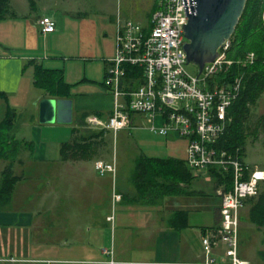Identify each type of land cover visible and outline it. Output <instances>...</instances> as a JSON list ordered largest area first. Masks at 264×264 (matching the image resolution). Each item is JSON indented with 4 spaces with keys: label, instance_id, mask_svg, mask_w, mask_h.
<instances>
[{
    "label": "crops",
    "instance_id": "obj_1",
    "mask_svg": "<svg viewBox=\"0 0 264 264\" xmlns=\"http://www.w3.org/2000/svg\"><path fill=\"white\" fill-rule=\"evenodd\" d=\"M32 1L33 8L29 0H10L15 17L0 22V92L7 99L0 98V111H2L0 122L7 108L14 109L9 106V103L11 100L15 102L19 95L23 100L25 99L26 106L31 104L35 108L29 123L33 125L39 120V103L50 98L43 92L42 95L34 94L37 89L34 85V65L47 70L60 71L64 80L68 75L73 78V81H69L71 86L69 100L73 102L75 128H79V119H82L84 115H87V118L95 117L107 121L111 117L114 105V98L104 85L108 62L113 56L112 40L109 35L106 32L103 34V42L106 43L105 40H107V44H110L109 51L107 48L108 52H102L106 45L100 41L98 21L82 13L77 6H74V2ZM100 5V9L105 10L106 6ZM61 7L64 14L59 24L56 15ZM44 17L51 18L56 23L54 33L41 34L39 21ZM117 19L112 21L115 28ZM71 27L74 42L62 45L63 38L65 36L69 38ZM2 48L10 53L3 52ZM66 52L69 55H65ZM100 52L102 53L99 56ZM61 58L83 60L85 64L89 61L93 63V66L86 64L82 73L74 71L68 74V69L61 66ZM81 85L84 86L80 93L72 95L73 86ZM132 119V128H136V123L144 120L139 116H134ZM86 126L83 129L85 134L105 131L91 129L88 126L87 129ZM37 131L33 136L40 140L36 139L39 142L37 143L39 149H44L40 148V145H45L44 136ZM107 134L108 131H105L104 140ZM153 134L168 141V137ZM72 138L73 136L71 140ZM186 143L187 150L188 142ZM60 147L61 145H58L59 160L56 162L61 171L60 177H65L72 181L71 185H74L78 172L88 170L92 174L84 181L92 182L93 173H98L95 170V164L100 162L97 158L98 153L95 152L85 161L65 163L60 158ZM42 151L39 160L48 162L47 155ZM36 154L34 155V150L32 153L22 151L19 157L22 163L15 166V172L23 176V180L16 184L11 204L0 210V264H111L112 261L114 264H199L203 261L202 238L220 221L221 200L218 203L214 202L212 207H203L207 203L203 199H210V197L202 188L195 186V180L188 184L181 182L178 187L170 188L167 193L148 195L145 200L138 197L131 181L128 187V185L119 184L118 178L113 180L111 176L122 198L121 201L113 204L112 194L105 198V195H97L88 190L83 191L85 202L89 204L87 209L83 207L79 209L86 210L83 217L89 220L86 223L89 222L91 227L86 225L71 229L74 232L72 235L74 240L69 244L65 240L64 229L57 221L54 222V216L43 217L25 208L28 195L23 196L26 197L25 201L19 198L16 201L17 188L31 182L32 178L24 174V169L27 165L38 161ZM140 156L158 159L146 155ZM171 159L178 160L173 158L165 160ZM185 160L186 153L184 160L180 161ZM0 162H3L0 171L1 181V173L7 163ZM181 177L184 178L185 173ZM96 186L100 187V185ZM151 197L154 199H150ZM108 202L113 213L108 212ZM118 206H122L119 213ZM122 213H125V216ZM178 213L187 218L188 224L186 228L179 230L174 226L177 224L182 226L181 223L176 221L174 223L173 220ZM110 218H113L112 222L108 221ZM128 219L136 220L135 225L131 226ZM117 231H121L119 240L116 238ZM127 232L130 233L129 238L123 237L122 234Z\"/></svg>",
    "mask_w": 264,
    "mask_h": 264
},
{
    "label": "built area",
    "instance_id": "obj_2",
    "mask_svg": "<svg viewBox=\"0 0 264 264\" xmlns=\"http://www.w3.org/2000/svg\"><path fill=\"white\" fill-rule=\"evenodd\" d=\"M189 7L185 0H156L146 28L118 17L115 57L108 62L104 82L114 98L112 114L107 121L89 117L86 124L116 134L132 128L134 116L142 117L150 124V132L163 137L173 134L188 142L186 164L195 179L214 184L217 177L224 179L231 173V189L222 184L215 190L221 199L220 221L202 238L204 260L199 264H253L240 257V213L248 200L258 197L264 170L248 166L240 150L233 155L218 152L215 144L231 123L228 109L242 77L227 84L218 81L234 66L252 65L256 57L251 53L244 60L230 59L231 41H227L213 63L202 72L195 65L198 74H189L184 51ZM39 27L42 35L56 31V23L48 17L39 21ZM95 170L115 180V162H98ZM121 199L114 187L113 204Z\"/></svg>",
    "mask_w": 264,
    "mask_h": 264
},
{
    "label": "rangeland",
    "instance_id": "obj_3",
    "mask_svg": "<svg viewBox=\"0 0 264 264\" xmlns=\"http://www.w3.org/2000/svg\"><path fill=\"white\" fill-rule=\"evenodd\" d=\"M64 1L65 3L74 2V6H77L82 13H86L92 19L98 21L100 28V41L103 42L104 32L109 35L110 40H112L111 51H113V56L109 61L115 57L116 28L112 21L119 17L124 22L129 21L137 23L146 28L152 20L153 8L156 3V0H62L61 2ZM100 4H103L104 7L106 6L105 10L100 9ZM63 14V7H61V10H58L56 15L59 24L61 23L60 20L62 19ZM59 27L60 26H58V28ZM105 41L106 43H103L106 46L104 48L102 46V52L109 51L110 44H107V40ZM73 42L71 27L69 38L67 39V36H65L62 40V45L72 44ZM102 42L100 43L102 44ZM1 50L10 53L9 51L4 50V48ZM102 52H100L99 56ZM65 55H69V53L66 52ZM61 61L62 68L63 66L66 67V69H68V74L69 72L73 73L74 71L76 73H82L86 64L87 66H93V63H90L89 61L85 64L83 60H73L71 58L68 60L61 58ZM27 69L28 67L25 68V71ZM186 71L193 76L198 74L197 68L194 64H189L186 67ZM65 81L70 84L69 81H73V78L68 75ZM83 86L84 85L73 86L72 95L80 93ZM34 94L42 95V91L36 89ZM24 100L21 98V95H19L15 102L11 100V103H9V106L14 108L17 112L13 136L19 141L23 139L22 141L32 144L34 155L37 153L36 159L38 161L25 167L24 174L32 179L31 182H27L17 188L15 193L16 201L19 199L25 201L26 197L23 196L28 195L24 207L28 208V210L34 211L37 215H42L43 217L54 216V222L57 221L64 229L66 236L65 240L71 244L74 240L72 237L74 232L71 229L86 225L90 226L89 222L86 223L89 220L83 217L86 210L79 209V207L87 209V205L89 204L88 202H85L86 199L83 197V191L88 190L97 195H105L106 198V196L112 194L114 187L117 194L118 190L112 181L111 175H106L102 178L98 173H93L94 180L87 183L84 180L92 173L88 170L86 172L81 171L78 172L79 175L75 177L77 179H75L74 185H71L72 181L67 180L65 177H60L61 171L58 169V163H56L57 160H59L58 145H62L71 140L72 130L76 127L75 122L72 125H41L38 120L37 123L32 125L29 123V118L35 111V108L31 106V104H27L26 106V101ZM1 113L2 111H0V118ZM261 116H264V95L259 100L257 107L253 109L254 118ZM136 125V128L134 127L123 130L116 134L108 131V134L100 145L97 154V158L100 162L106 163L107 161L108 163L106 164H111L115 161L116 169H118L115 178H118L117 182L119 184L122 183L123 185H128V187H130L129 181L134 169V161L137 157L140 155H146L151 158L162 160L169 158L184 160L187 146L185 140L179 139L173 134H170L167 139L168 141H165V139L151 133L149 131L150 124L146 120H140ZM87 126L86 128L88 129ZM36 130H38L37 132H41L44 136L45 140L43 142L45 145H40V148L44 149H39L37 143H39L38 141L40 140L33 136ZM41 151L47 155L48 162H42L39 160ZM243 161L250 167L264 169V133H260L256 140L251 139L248 142ZM60 164L61 163H59V165ZM2 167L3 162H0V171ZM194 182L195 186L202 188L210 197V199H203L204 202H207L203 207H212L214 202H220L221 199L215 194L212 183H207L200 179H195ZM96 185H100V187ZM19 205L20 204H18V206ZM15 206H17V204H15ZM120 210H122V206L117 207L118 213ZM108 212L113 213V209L111 210L109 202ZM122 214L125 216V213ZM124 221L127 220L124 219ZM128 222L131 226H134L136 220L128 219ZM120 232L121 231L116 232L117 240H119V237L121 236ZM122 235L125 238H129L130 233L127 232ZM239 240V253L242 259L253 264H264L259 255V253L264 252L263 229L257 228L250 222L249 206H245L240 213ZM223 249L224 248L221 247L220 251Z\"/></svg>",
    "mask_w": 264,
    "mask_h": 264
},
{
    "label": "trees",
    "instance_id": "obj_4",
    "mask_svg": "<svg viewBox=\"0 0 264 264\" xmlns=\"http://www.w3.org/2000/svg\"><path fill=\"white\" fill-rule=\"evenodd\" d=\"M29 1L33 8V1ZM154 10L155 6L153 12ZM13 17H15V13L10 0H0V22ZM230 41V59L244 60L245 56L251 53L255 55L256 59L252 65L234 66L223 75V79L218 81L221 85L230 83L235 77H242L238 95L228 109L231 123L224 136L215 144V149L218 152L232 155L240 150L243 159L248 142L251 139L256 140L260 133H264V116L253 117V109L257 107L259 100L264 95V0L247 1L244 14ZM34 85L50 99L69 100L71 98V86L65 82L60 71L47 70L39 65H34ZM0 98L6 99V96L0 92ZM86 118L87 115H84L82 119H79V128L72 130V140L61 145L60 158L62 162L85 161L95 152L98 153V149L104 141L105 131L85 134L83 129L86 126ZM16 119V110L7 108L4 118L0 122V161L7 163L1 173L0 210L11 204L15 186L23 180V176L15 172V166L22 163L19 159L22 151L33 152L32 144L19 141L13 136ZM183 173H185L184 178L181 177ZM194 180L186 160L148 159L143 156L135 159L130 178L138 197L145 200L148 195L167 193L170 188L178 187L181 182L188 184ZM222 184L225 185L226 190L231 189V173L224 179L217 177L213 186L216 190ZM245 206H249L250 222L257 228L263 229L264 235V184L260 188L258 197L248 200ZM174 218V223L176 221L182 225L177 224L174 226L175 229L179 230L188 226L185 216L178 213ZM218 225L219 222H217ZM259 255L264 262V252Z\"/></svg>",
    "mask_w": 264,
    "mask_h": 264
},
{
    "label": "water",
    "instance_id": "obj_5",
    "mask_svg": "<svg viewBox=\"0 0 264 264\" xmlns=\"http://www.w3.org/2000/svg\"><path fill=\"white\" fill-rule=\"evenodd\" d=\"M248 0H185L188 23L184 27L187 43L184 51L187 64L202 72L213 63L218 50L230 41L244 14ZM41 125H72L73 102L63 99H44L39 103Z\"/></svg>",
    "mask_w": 264,
    "mask_h": 264
}]
</instances>
